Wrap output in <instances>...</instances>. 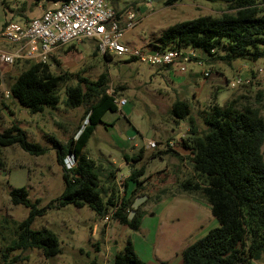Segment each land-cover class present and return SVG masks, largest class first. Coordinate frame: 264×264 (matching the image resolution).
I'll list each match as a JSON object with an SVG mask.
<instances>
[{"label": "rangeland", "instance_id": "obj_1", "mask_svg": "<svg viewBox=\"0 0 264 264\" xmlns=\"http://www.w3.org/2000/svg\"><path fill=\"white\" fill-rule=\"evenodd\" d=\"M106 3L123 15L132 12L139 18L122 39L129 52L151 47L150 44L170 25L199 16L215 17L224 7L221 3L204 0H178L171 5L150 0H106ZM49 5L45 1L0 0V29L5 22L22 23L37 17ZM0 49L11 50L12 47L0 39ZM53 56L59 63L53 70L68 72L72 80L60 86L56 107L45 108L41 113L29 112L6 94L29 61H18L10 68L1 66L4 76L0 89V132L16 123L26 133L27 140L40 144L45 153L34 156L17 145L1 148L4 165L0 167V220L7 218L10 223L2 224L7 228L0 226V251L11 243L9 229L28 213L25 206L10 202L11 189L25 187L30 201L40 199L39 206H45L64 188L62 168L56 162L51 138L66 143L74 139L79 127L86 123L84 105L66 107L65 87L75 85L79 76L94 80L106 72L110 78L107 90L126 98L127 104L120 112L108 111L103 115L83 151L105 169L114 171L119 191L131 169L124 155L132 156L143 149L142 157L132 163L134 168L144 169L140 178L143 188L130 195L133 208L130 217L137 211L138 229L133 230L113 219L104 222L88 207L78 208L70 204L47 210L30 226L33 230L45 227L57 236L60 249L57 255L44 258L38 249L32 248L24 252L13 251L10 257L21 254L26 258L15 264H112L114 253L129 240L144 262L180 264L181 251L216 227L217 221L200 195L180 189L181 183L192 176L187 153L179 155L165 151L164 144L172 141L174 149L181 152L183 149L178 143L185 137L188 126L186 121H174L171 106L176 100L188 102L192 116L201 124V113L209 104L223 105L228 100L243 97V103L246 100L250 104L257 103L264 119V57L255 62L238 60L240 69L243 62L251 70L261 68L263 72L256 79L230 87L226 80L236 75L247 77L249 73L245 69L246 73L237 71L238 66L233 62L211 63L201 59L212 72L207 78L200 73L198 66L190 63H184V72L174 73L168 66L154 67L136 57L130 60L132 56L129 54L113 55L111 60L105 61L92 39L58 47ZM48 63L53 64V60ZM176 64L174 70L178 72L177 66L182 64ZM258 92L262 93L259 99L256 97ZM147 140L156 141L157 147L148 148ZM156 151L160 153L153 157ZM261 152L264 160V141ZM132 188L130 183L129 192ZM253 264H264V258Z\"/></svg>", "mask_w": 264, "mask_h": 264}, {"label": "trees", "instance_id": "obj_2", "mask_svg": "<svg viewBox=\"0 0 264 264\" xmlns=\"http://www.w3.org/2000/svg\"><path fill=\"white\" fill-rule=\"evenodd\" d=\"M35 1L57 4L67 0ZM176 1L163 0V3L171 5ZM204 1L221 3L224 7L218 16H199L168 26L150 46L159 50L191 47L199 59L211 63L255 62L264 57V0ZM102 57L109 61L112 55L106 53ZM51 60L53 64L27 63L9 87L8 96L31 113L55 108L60 86L72 80L68 72H55L53 66L57 67L59 63L54 56ZM109 82V75L103 72L94 80L79 76L75 85L65 87L66 107L84 105L86 123L79 127L76 137L66 143L51 138L56 162L62 168L64 188L45 206H39L40 199L30 201L25 187L9 191L10 202L25 206L28 213L9 229L12 240L1 249L0 264H15L26 259L21 254L10 257L11 252L17 250L24 252L35 248L44 258L60 252L57 236L51 230L30 227L36 217L49 209L70 204L78 208L86 206L100 219L113 211L111 219L133 230L138 229L137 211L130 217L133 212L130 195L143 188L140 178L144 169L132 165L142 157L143 149L132 156L124 155L131 169L123 182V195L117 190L114 171L105 169L83 151L103 115L108 111L117 112L113 96L107 92ZM260 96L262 93L258 92L256 97L259 99ZM242 98L228 100L223 105L209 104L201 113V124L192 116L188 102L176 100L171 106L174 121H186L188 126L185 137L178 144L187 153L192 176L181 183L180 189L200 195L217 221L216 227L181 251L180 264H253L264 258V160L261 152L264 119L257 103L250 104L246 99L243 103ZM12 145L34 156L45 153L40 144L27 140L26 133L16 123L0 132V151L2 147ZM165 151L176 153L173 148ZM159 153L156 151L153 157ZM67 158L72 161L69 168L65 166ZM3 165L0 157V167ZM130 183L133 188L129 192ZM8 223L7 218H1V227ZM112 264L150 263L137 256L128 240L113 255Z\"/></svg>", "mask_w": 264, "mask_h": 264}, {"label": "built area", "instance_id": "obj_3", "mask_svg": "<svg viewBox=\"0 0 264 264\" xmlns=\"http://www.w3.org/2000/svg\"><path fill=\"white\" fill-rule=\"evenodd\" d=\"M139 21L132 12L117 13L106 3V0H67L53 4L34 18L26 19L22 23L5 22L0 29V39L12 47L11 50L0 49V89L3 88L4 71L1 66L10 68L16 62L24 60L34 63H46L51 60L58 47L69 43H79L85 39L96 41V49L100 55L111 54L123 56L129 54L142 62L154 66H171L177 62L190 63L198 66L200 73L208 77L212 72L199 59L195 49L191 47L180 49L159 50L147 47L145 50L129 52L122 43L126 33ZM247 77L236 75L226 80L227 85L236 87L249 80L256 79L263 71L261 68L250 70L247 65ZM238 74V73H236ZM107 92L113 96V102L120 112L127 104L126 98ZM8 95V92L6 93ZM154 140H147L150 149L157 147ZM165 149L174 148V142L164 144ZM66 168L72 165L70 158ZM66 159V160H67ZM123 184L119 192L123 195ZM113 211H109L103 221L111 219Z\"/></svg>", "mask_w": 264, "mask_h": 264}, {"label": "crops", "instance_id": "obj_4", "mask_svg": "<svg viewBox=\"0 0 264 264\" xmlns=\"http://www.w3.org/2000/svg\"><path fill=\"white\" fill-rule=\"evenodd\" d=\"M48 4H49V3H48ZM51 6H53V4H50V5H49V7H51ZM42 11H43V9H42L41 12L39 13V15L42 13ZM39 15H38V16H39ZM240 61H241V60H240ZM233 63L236 64V66H238V67H237V71H238V70H242V72L246 73L245 70H244V68H243V66H244L246 63L241 62V64H242V65H241L242 69H240V63L238 62V60L233 61ZM176 65H177V64L175 63V64H173V65H171V66H168V67H169V68H173L172 71H173L174 73L184 72L185 65H184L183 63H182V66H181V67H178V66H177V71H178V72H176V71L174 70V67H175ZM180 65H181V64H180ZM53 67H54V66H53ZM249 69H250V68H249ZM250 70H251V69H250ZM244 73H243V74H244ZM211 75H212V73L209 75V77H210ZM213 75H214V74H213ZM215 75H216V73H215ZM205 78H206V77H205ZM173 149H174V148H173ZM174 151H175L177 154H179V155H180V154H184V153H186L184 150H182L181 152H178L176 149H174ZM114 254H115V253H114ZM150 264H156V263H150Z\"/></svg>", "mask_w": 264, "mask_h": 264}, {"label": "water", "instance_id": "obj_5", "mask_svg": "<svg viewBox=\"0 0 264 264\" xmlns=\"http://www.w3.org/2000/svg\"><path fill=\"white\" fill-rule=\"evenodd\" d=\"M150 1L157 2V1H163V0H150Z\"/></svg>", "mask_w": 264, "mask_h": 264}]
</instances>
